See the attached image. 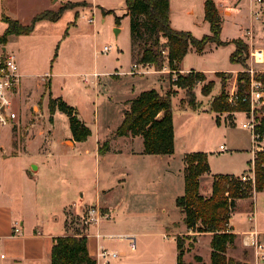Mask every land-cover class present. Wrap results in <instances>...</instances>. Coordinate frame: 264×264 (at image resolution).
Masks as SVG:
<instances>
[{
  "label": "rangeland",
  "instance_id": "obj_1",
  "mask_svg": "<svg viewBox=\"0 0 264 264\" xmlns=\"http://www.w3.org/2000/svg\"><path fill=\"white\" fill-rule=\"evenodd\" d=\"M68 1L85 2V4L68 9L61 18L56 20L57 22H50L47 27L43 23V28L37 27V33L28 40L33 43L35 41L43 42L41 52L37 53L40 55V62L38 67L33 70L36 73L35 76L28 82L29 101L21 103L15 96H12L9 110L15 113V118L5 125H0V147L3 148L0 150V174H24L21 168H26L28 161H32L36 166L39 165V170L35 173L32 172V174H37L40 176V180H43L41 182L35 180V191L37 194H42V189H44L45 192L49 193L50 199L47 198L46 193L44 194L46 197L39 198V204L49 209H53L57 205L58 194L56 192L65 183V180L69 182L74 180L69 174H87L89 177L88 187L92 188L96 184L98 176L99 179H102L103 174H112L116 186L114 185L113 190L105 197H101L99 203L97 202L98 206L99 204L107 205L112 212L109 219L101 220V235L114 237L112 239L106 238L108 240L120 239L115 238L116 235H119L116 233L125 228H134L133 231L137 232L156 233L136 236L134 238L136 250L131 253L129 250L127 257L132 256L133 253L135 255L132 257L138 255L139 261H141L139 264H175L176 243L174 237L182 239L184 254L188 250L191 251L195 242V239H190L189 236L174 235L173 237L171 234L174 229L183 226L181 214L173 200V195H181L184 191L182 164L177 155L171 160L161 161L155 157L151 159L152 156L149 155L127 158L115 151L105 158L101 156L102 158L96 160L93 153L81 157L77 150L74 153L72 151L60 153L56 149V153L52 152L54 154L41 151L40 147L43 144L47 145V139L44 141L37 132L40 128L45 129L50 123H54L53 117L47 110L48 107L46 108L42 104L41 99L43 94L46 96L48 93V81H51L54 94L60 93L69 101L76 99L83 101L82 109L85 119L89 123H93L96 115V123L100 133L109 137L112 131L115 132V127L119 122L120 107L118 104L110 105L114 91L113 87L111 88L109 85L105 89L100 87L98 94L95 95L91 85L93 79L91 72L129 70L132 65L129 59V18L123 16L125 1L65 0V2ZM201 1L171 0L173 22L175 19L186 18L185 12L189 7L197 9L201 5ZM65 2L64 0H57L56 6L60 7ZM52 4L53 0H0V35L6 27L5 17L18 20L22 24H29L35 14ZM91 5L95 6V9L86 8ZM253 7L262 10L258 18L251 14L250 1L240 0L239 5L233 7L231 18L224 23L222 37L231 40L240 37L250 49L248 40L243 36L245 30L250 29L253 34V47L264 50V5L253 3ZM92 11L94 13L93 25L86 21ZM226 14L228 15L229 12ZM115 29L118 30L116 34ZM205 33H208L207 29ZM201 35L198 32V36ZM7 38L10 41L16 40L11 35ZM2 46L11 51L10 43L6 45L0 43V48ZM104 46H109L110 51L101 52ZM231 48L232 45L218 49L215 59L218 67H233L227 57L228 50ZM164 51L165 56H167L166 49ZM162 55L164 56L163 53ZM247 63H250L248 57ZM139 64L144 65L146 63ZM164 64L168 68L167 72L162 71ZM164 64L159 70L149 64L152 72L148 74L157 76L160 92L165 94L170 91L172 93L171 101L172 97H176L178 108L186 107L192 113H205L200 121L198 119L199 122L195 124L194 130L193 125H190L187 130L192 134H189L190 141L198 138L195 145L197 150L208 149L210 174L227 171L239 173L242 171L244 167H247L246 159L249 157L248 131L240 126V122L243 120L242 115L234 111L217 113L210 111L211 101L220 94L223 95L227 107H232L228 105L225 97L231 85L234 83L237 85V73L220 72L210 77L204 75V79L195 85L194 106L192 107L187 103L185 91L174 85L178 72L169 71L170 68L166 61ZM253 67L264 72V62L253 64ZM238 68L239 70L243 69L241 65ZM44 71L48 74L42 79L43 74L41 73ZM61 72L70 74L63 76L59 74ZM148 74L133 75L145 76ZM84 77H86V81H84ZM104 78H112L113 80L114 77L99 76L101 81ZM203 86H207V93L201 92ZM63 116L57 120L56 137H59L62 130H70L68 118ZM217 125L219 126L216 127ZM28 140L30 143L26 148ZM219 144H225L227 150L220 152ZM66 145L71 146V142L66 141ZM5 155L6 157L3 158ZM131 172L136 177L134 184H131L133 191L124 195L127 187L125 189L120 188L119 182L122 181L124 174ZM10 178L13 179V176ZM258 195L256 204L264 210V192ZM122 197L126 198L125 207L119 205ZM247 197L251 198V196ZM245 209L239 207L237 212L233 214V221L237 225L248 223ZM69 219L72 221V225L70 228L68 227V233H74V230L81 234L86 233V226L80 214L76 216L71 214ZM206 250L204 244L200 246L202 254H206ZM127 257L124 260L130 261L131 257ZM235 264L242 263L235 261Z\"/></svg>",
  "mask_w": 264,
  "mask_h": 264
},
{
  "label": "crops",
  "instance_id": "obj_2",
  "mask_svg": "<svg viewBox=\"0 0 264 264\" xmlns=\"http://www.w3.org/2000/svg\"><path fill=\"white\" fill-rule=\"evenodd\" d=\"M53 4L44 10H56L57 0ZM218 13L221 19V30H220V39L223 42H226L224 45H215L214 43H208L205 45L201 53H197L194 48L188 50L186 55L182 58L178 64L177 69L175 70L178 73H186L189 71L200 72L206 76H212L220 72H234L235 74L240 71L238 64H233L231 68H220L215 62L217 58V51L223 46H230L232 48L228 50V59L231 52L235 49L234 44L231 42L234 39H225L222 37L223 26L227 19L231 18L233 14V7L239 5L240 0H213ZM65 2V0H64ZM204 0L201 1V5L195 9L194 7H189L187 12H185L186 18L175 19L173 22L172 17V2L169 0V23L171 28L175 30L189 31L194 37L200 38L205 34H209V24L204 20V11H203ZM86 8H94L95 6H88ZM63 11V14L67 11ZM126 12V8L124 9ZM124 12V13H125ZM226 12H229L227 15ZM123 13V14H124ZM127 16V15H124ZM128 17V16H127ZM55 23L57 21H49L45 19L38 20L34 23L33 29L29 34L22 35H11L14 36L16 40L10 41L7 38L6 44H11V51L15 54L17 65L20 73V84L12 96H15L21 103L29 101V89L28 82L35 76L34 69L38 67L40 62L37 55L38 52H41L42 41H35L34 43L30 40V37L37 33V29L43 28V23L47 27L48 23ZM38 27V28H37ZM207 29L208 33H205ZM39 32V31H38ZM198 32L202 35L198 36ZM240 38V37H238ZM253 44V41H252ZM6 48V47H5ZM211 55V57H209ZM129 59L130 64L135 62L131 54V47L129 46ZM235 67V68H234ZM164 72L168 71L166 64H164ZM126 70L121 71H92L91 76L93 77L91 81L92 88L95 95L98 94L100 87L104 89L109 85L113 87L114 96L110 102L120 107V117L119 122L123 118L124 111L128 108L130 101L135 98L141 91L153 88L157 90L160 94V87L158 86V78L154 74H148L145 76L139 75H130L122 74L121 72H126ZM171 71V70H169ZM93 73H97L98 76L94 77ZM41 76L43 79L47 77L48 72L44 71ZM63 76H68L70 73H59ZM87 74V73H84ZM112 75V76H110ZM99 76H108L112 78H104L103 81L99 79ZM86 78V77H84ZM41 79V80H42ZM212 79V78H210ZM86 81V79L84 80ZM48 93L41 96L42 104L47 108L48 99H61L67 105L72 106L76 110L77 118L89 129L90 134L84 141H76L72 138L70 130H62L59 137H56L57 134V120H60V117H64L63 112L55 110L51 117H53L54 123H50L45 129L38 130L37 134L43 137V140L47 139V142L41 145V151H47L48 153L58 152H68L78 151L81 157H86L94 154L96 160L100 159L101 156L107 157L112 152H117L118 154H123L127 158L137 157L139 155H149L152 156L151 159L158 158L161 161L171 160L175 155L179 157L182 164V172L184 169V156L192 152H204L207 155V162L209 165V156L208 149L201 148L196 149V140L190 141V132L187 128L193 125V130L195 124L200 121V118L205 114L204 112L192 113L188 111L186 107L178 108L176 97H172V123H173V142H174V151L170 155H152L143 153V143L142 138L139 135L136 136H116L114 131L110 133V136L101 134L99 126L96 123L97 116L95 115L93 123H89L84 117L83 113V104L84 102L76 99L75 101H69L62 94H54L51 87V81H48ZM177 94V93H176ZM112 98V97H111ZM27 101V102H28ZM35 107V106H34ZM48 110V109H47ZM49 111V110H48ZM50 115V114H49ZM66 116V115H65ZM59 117V118H58ZM67 117V116H66ZM199 119V121H198ZM93 124V125H92ZM69 125V123H68ZM216 125V124H215ZM116 126V127H117ZM217 125L216 127H218ZM94 127V128H93ZM115 127V128H116ZM37 130V129H36ZM191 130V129H189ZM45 131V133H44ZM194 132V131H193ZM192 132V133H193ZM190 134V135H189ZM66 141L71 142V146L66 145ZM107 141L108 150L104 154H99L98 147L100 143ZM119 142V143H118ZM30 141L26 143V148L29 146ZM122 143V144H120ZM123 145V146H122ZM220 145V144H219ZM218 145V146H219ZM0 150H3L0 147ZM52 153V154H54ZM19 154V152H17ZM11 154V155H17ZM3 156V158H5ZM102 158V157H101ZM103 158V159H104ZM150 159V158H149ZM249 157L246 159L248 167ZM31 167V169H28ZM165 167V166H164ZM244 167L239 173L235 172H222L216 174H233L240 175L244 173L247 169ZM24 174H0V255H4L2 258L0 256V264H50V249L54 243V239L58 236H62L68 233V227L72 225V221L69 219L70 215H79L81 210L89 204H97L101 197H105L109 194L114 185L116 186L115 178L112 174H103V178L99 179V176L96 178V184L94 187H88L89 177L87 174H69L74 178L73 181L65 180V183L61 185L56 192L58 198H56L57 205L53 209L46 208L44 205L39 204V198L46 197L44 194H47V198L50 199L49 193L45 192L42 189V194H37L35 191V180H40V176L37 174H32L39 170V165L36 166L32 161L26 163V168H21ZM68 175V176H69ZM154 175V174H152ZM159 175V174H156ZM212 175L210 172L202 175L199 179V193L203 197H209L212 191ZM13 176V179L10 178ZM183 177V174H182ZM144 178V176H143ZM135 175L131 172L124 174L122 181H120V188H126L125 193L130 194L133 189L131 184L135 182ZM14 183V184H11ZM130 184V187H128ZM43 185V183H41ZM44 188V187H43ZM184 188V180H183ZM264 191L255 192L254 198H240L235 201V210L230 215L228 219L227 227L229 232L235 235L234 241L227 248L226 256L231 257L234 261L242 264H264V258H260L258 261L255 260L253 255V250L250 247H246L242 244V234L249 231L259 232V240L264 244V210L257 206L258 194H261ZM183 194V193H182ZM181 194V195H182ZM180 195H173V200L175 201L176 197ZM43 202H45L43 200ZM42 202V203H43ZM99 203V202H98ZM98 205V204H97ZM121 207L126 206V198L122 197V200L119 202ZM99 207L103 212H106L111 215V211L107 205L99 204ZM177 207V206H176ZM241 207L242 209L246 208L245 213L247 216V224L237 225L233 221V214L237 212V209ZM178 208V207H177ZM179 210V209H178ZM180 212V211H179ZM244 213V214H245ZM181 214V212H180ZM251 214L254 215V221L248 220V216ZM112 216V215H111ZM181 217L182 214H181ZM68 220L69 223H68ZM16 223L20 225V231L17 235L13 234V227ZM86 227V236L87 239V250L88 254L95 258V252L98 246L109 250H115L125 253V256L120 260L114 261L112 264H139V257L134 253L132 256H128L129 253V241L124 240L123 238L116 240H108L105 238H96L94 236L96 229L100 232L101 222L98 224L97 228L94 225H85ZM171 232L172 236L174 235H184L190 236L195 239L191 251H186L184 254V259L186 262L194 260V256H200L204 264H210V240L211 233H194L191 229L187 228L184 224L181 227H177ZM134 228L128 229L125 228L123 231L118 232L121 236L133 237L135 238L138 235H151L156 234L153 232H137L133 231ZM161 233V232H160ZM163 234V233H162ZM175 240V237H174ZM207 248L206 254L200 252V246L203 245ZM151 245V244H150ZM176 247V245H175ZM136 250V249H135ZM134 250V251H135ZM134 251H130L134 252ZM130 258V261L124 260V258ZM187 258V259H186ZM175 264H176V249H175Z\"/></svg>",
  "mask_w": 264,
  "mask_h": 264
},
{
  "label": "trees",
  "instance_id": "obj_3",
  "mask_svg": "<svg viewBox=\"0 0 264 264\" xmlns=\"http://www.w3.org/2000/svg\"><path fill=\"white\" fill-rule=\"evenodd\" d=\"M129 18V34L131 54L136 63L151 64L157 70L163 67L165 61L170 70H176L178 64L191 48L201 53L208 43L224 45L220 39L221 19L213 0H204V20L209 24V34L200 38L194 37L189 31L175 30L169 24V0H124ZM85 2H65L56 10H43L35 14L29 24H22L9 17L4 18L6 27L0 35V43L5 44L9 35L29 34L38 20L56 21L63 11ZM118 19V17H117ZM235 49L229 55V61L239 64L242 68L248 66V46L241 39L231 41ZM166 49L167 56L162 55ZM264 85V72L255 75ZM204 79L200 72L189 71L177 73L174 85L185 91L187 103L194 106V88L197 82ZM239 100L233 107H227L223 95L213 98L210 111L241 112L248 105L241 101L246 93L249 75L244 71L236 74ZM48 86V83H47ZM46 87V86H45ZM207 86L201 88L207 93ZM170 91L160 94L150 88L141 91L133 98L123 113L121 122L115 129L116 136H136L142 138L143 153L152 155H170L174 151L172 103ZM47 107L50 114L57 109L63 112L69 123L70 133L76 141H84L90 134L89 129L77 118L76 110L57 98H49ZM108 150L104 141L98 147L99 154ZM183 194L177 196L175 204L182 214L183 224L194 233H211L210 264H235L226 256L227 248L234 241L235 235L227 228L228 219L235 210V201L251 195L252 187L242 183L239 176L233 174L212 175V191L209 197L199 193V179L209 172L207 155L204 152H192L183 158ZM254 191H264V153H259L254 169ZM66 233L54 239L50 249V264H96L95 259L88 254L87 239L84 234ZM193 239V237H190ZM176 264H204L200 256L194 260H184L183 241L175 238ZM190 246V245H189Z\"/></svg>",
  "mask_w": 264,
  "mask_h": 264
},
{
  "label": "built area",
  "instance_id": "obj_4",
  "mask_svg": "<svg viewBox=\"0 0 264 264\" xmlns=\"http://www.w3.org/2000/svg\"><path fill=\"white\" fill-rule=\"evenodd\" d=\"M251 3V14L258 18L260 9H255L253 3L257 5H264V0H249ZM260 8V7H259ZM84 17V15H82ZM86 21L90 24H94V13L86 18ZM243 36L248 40L250 49H248V58L250 63L244 69V71L249 75V81L247 86V91L241 97V101L248 105V109L237 112L242 115V121L240 126L248 131L249 136V160L248 167L245 173L240 174L239 178L242 183H246L252 187L251 198H254V169L255 162L259 153H264V85L255 78V75L261 73V70L253 67V64H261L264 62V50L262 48H255L252 45L253 34L250 29L245 30ZM247 44V43H246ZM2 46L0 48V125H5L10 120L15 118V113L10 111V99L13 94H15L19 84H20V73L17 65L15 54L5 48L3 50ZM110 51L109 46H104L101 50L103 53ZM165 56V51L162 50ZM164 68H162V71ZM152 72L149 64L140 65L139 63H132L130 69L126 72H121L122 74H148ZM94 77H97V73H93ZM86 78H84L85 80ZM228 105L235 106L239 100L237 85L234 83L231 85L227 91L225 97ZM2 109V111H1ZM227 147L225 144L219 145V151H226ZM81 218L84 225H94L98 226L102 219H109L110 214L103 212L97 204L86 205L80 212ZM248 220L254 221V215L248 216ZM227 226V225H226ZM19 223H16L13 227V234L17 235L20 231ZM228 228V227H227ZM87 236L88 234H84ZM259 232L253 230L249 232H244L242 234V244L246 247H250L253 250V255L255 260L264 258V244L259 240ZM94 236L98 238H114L111 235L102 236L101 233L96 229ZM115 238H124V236L116 235ZM129 240V249L134 251L136 249L135 239L133 237H125ZM2 258L4 255H0ZM125 256V253L109 250L98 246L95 252V262L96 264H112L114 261L120 260Z\"/></svg>",
  "mask_w": 264,
  "mask_h": 264
},
{
  "label": "water",
  "instance_id": "obj_5",
  "mask_svg": "<svg viewBox=\"0 0 264 264\" xmlns=\"http://www.w3.org/2000/svg\"><path fill=\"white\" fill-rule=\"evenodd\" d=\"M117 31H118V30H116V29H115V31H114V32H115V34L117 33ZM3 50H5V47H3ZM1 111H2V109H1Z\"/></svg>",
  "mask_w": 264,
  "mask_h": 264
}]
</instances>
